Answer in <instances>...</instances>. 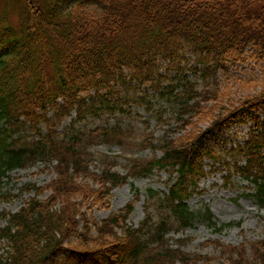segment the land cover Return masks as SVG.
I'll return each mask as SVG.
<instances>
[{"label": "trees", "instance_id": "1", "mask_svg": "<svg viewBox=\"0 0 264 264\" xmlns=\"http://www.w3.org/2000/svg\"><path fill=\"white\" fill-rule=\"evenodd\" d=\"M8 1L0 12V184L9 170L36 162L51 167L54 176L22 184L17 194L30 192L22 204L0 210L5 221L0 264L207 260L206 254L183 249L189 236L171 241L168 231L200 219L213 230L234 223L216 222L207 207L194 209L186 201L216 164L250 182V194L264 206V78L231 99L216 82L197 87L180 75L187 56L191 69L201 67L202 74L211 63L225 67L224 62L245 57L263 59L264 0H18L15 26L7 20ZM158 59L164 60L165 71L174 69L167 83H159L164 74ZM145 81L171 105L177 128L137 142L158 148V155L129 157L120 172L103 153L93 169L89 145L121 142L119 126L72 129L71 123L99 108L123 110L118 87ZM66 116L68 126L57 131ZM242 116L251 118L253 127L241 143L223 151L208 141L211 130ZM202 121L205 125L197 126ZM204 158L210 160L207 169ZM153 169L167 172L166 190L145 188L143 216L135 226L125 220L138 199L136 188L116 211L100 219L87 216V210L106 204L112 187ZM214 244L227 264H264V235L246 244L215 239Z\"/></svg>", "mask_w": 264, "mask_h": 264}, {"label": "rangeland", "instance_id": "2", "mask_svg": "<svg viewBox=\"0 0 264 264\" xmlns=\"http://www.w3.org/2000/svg\"><path fill=\"white\" fill-rule=\"evenodd\" d=\"M6 0H0V12L3 9V3ZM7 10L8 21L12 26L16 25L19 17L18 0L8 1ZM12 5V6H11ZM187 55V54H185ZM184 61L185 67L180 71L194 81L197 87L204 84L216 82L223 90L228 91L229 97H236L246 93L261 79L264 78V58L254 60L245 57L242 61L235 63L224 62V66H211L206 74L201 73V67L191 69L193 61L191 56ZM158 69L164 74L159 79V83H167L174 72L173 68L164 69V60L158 59ZM189 65V66H188ZM134 83V81H131ZM126 92V93H125ZM127 94V101H124V95ZM117 95L119 104L123 110L114 109L113 111L97 109L95 113H87L84 117L74 120L71 123L72 129H89L100 125H111L117 123L119 130L118 135L122 137L121 142L100 141L91 143L89 149L93 152L91 167L99 168L98 157L103 153L110 155L114 160V168L117 171H123L129 157H148L158 155V148H151L148 145H141L137 142H143V137L152 136L158 138L168 130L172 131L177 128L176 117L173 108L165 99L159 95L153 94V85L148 81L141 82L134 87L124 89L118 87ZM147 101H141L142 97ZM50 112V111H48ZM158 113H161L160 115ZM73 115V110L71 111ZM263 115V112L260 113ZM69 116L61 120L56 127L60 131L63 126H68ZM205 121L197 123V126L203 127ZM253 127V120L247 116L238 117L230 121L221 129L211 130L208 141L216 143L217 147L228 146L229 144L241 143L247 134L249 128ZM25 133L30 134L29 130ZM224 151V150H223ZM207 165L209 159L204 158ZM223 164L214 165L211 170L207 171L196 183L194 192L187 198V203L191 208L204 209L207 207L210 211L211 219L216 222L231 220L234 223L213 230L211 225L200 219L193 222L192 225L183 227H171L168 231L170 240L175 237L189 236V240L183 245L184 250L198 251L209 256L207 260H199L196 264H227L226 256L220 251L219 246L214 244V239L223 244L247 243V241L260 238L264 235V206H258L253 196V185L237 174L227 175L222 168ZM54 176L51 167L44 166L40 162L23 168H14L8 171L7 176L3 178L0 184V210H14L30 192H21L19 187L26 182L41 184L48 181ZM91 182L90 179H87ZM167 172L163 169H153L146 175L129 177L126 182L111 188L107 202L103 206H94L87 210L88 217L100 219L111 212L119 209L127 200L131 199L134 188L138 190V199L133 202V209L126 218V223L135 226L143 216L142 203L145 196V188L151 187L159 191L166 190ZM151 212L156 216L155 209L150 206ZM4 219L0 217V226L4 224ZM174 225V224H173ZM174 243V242H172Z\"/></svg>", "mask_w": 264, "mask_h": 264}]
</instances>
